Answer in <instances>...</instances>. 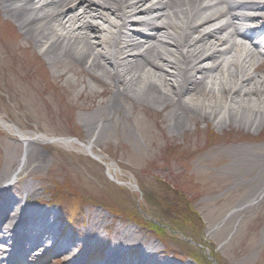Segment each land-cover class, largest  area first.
I'll use <instances>...</instances> for the list:
<instances>
[{
	"label": "rangeland",
	"instance_id": "374dc122",
	"mask_svg": "<svg viewBox=\"0 0 264 264\" xmlns=\"http://www.w3.org/2000/svg\"><path fill=\"white\" fill-rule=\"evenodd\" d=\"M16 33L26 44L22 30L0 9V116L26 133L63 137L68 142H98L100 157L62 141L32 142L28 149L36 152L29 156L25 142L0 126V194L10 187L6 195L24 199L22 187L32 183L43 197L35 204L59 213L60 232L76 238L86 236L98 210L100 218L105 217L98 236L81 247L71 246L67 254L42 247L33 255L23 254L22 263L72 264L79 258V264H95L102 261L121 229L130 228L148 243L157 244L159 252L154 253L152 264H264V131L221 129L200 121L198 129L189 122L190 134H175L164 128L163 115L156 107L129 103L125 118L108 121L106 132L99 136L98 122L103 120L93 109L85 110L94 101L93 91L79 95V85L70 87L46 65L49 74L43 86L15 76L14 62L1 39L8 38L19 55L16 47L21 39L14 41ZM25 46L32 55L29 48L33 45ZM81 78L95 91L103 89L90 76ZM44 99L47 106L41 103ZM193 143L201 149H193ZM230 145L247 150L225 151L226 159L197 165L199 159L217 158L213 152ZM29 157L31 166L11 181ZM105 161L115 164L118 179L110 176ZM3 174L10 186L1 182ZM214 180L220 182H207ZM257 234L258 249L254 250ZM2 245L0 240V246L7 248ZM0 257L6 258L0 264L12 260L8 252H1Z\"/></svg>",
	"mask_w": 264,
	"mask_h": 264
},
{
	"label": "bare ground",
	"instance_id": "6f19581e",
	"mask_svg": "<svg viewBox=\"0 0 264 264\" xmlns=\"http://www.w3.org/2000/svg\"><path fill=\"white\" fill-rule=\"evenodd\" d=\"M0 9L26 39L24 44L15 34L14 41L21 39L16 47L19 55L8 38L1 39L14 62L15 76L43 86L46 65L70 87L79 85V95L93 91L94 104L85 110L93 109L92 113L103 120L98 122L99 136L106 132L108 121L117 123L125 118V104L129 103L145 109L156 107L163 115L164 128L175 134H190L189 122L198 129L200 121L221 129L264 131V0H0ZM129 25L135 28L129 31ZM22 45H33L29 48L32 55L25 50L28 46ZM82 75L90 76L103 89L95 91ZM41 103L49 104L47 99ZM0 126L25 142L29 156L36 152L28 149L32 142L62 141L100 157L98 142H68L26 133L2 116ZM197 146L193 149L200 150ZM245 150L238 145L219 147L213 152L217 158L199 159L197 165L200 161L220 162L226 159L225 151ZM32 162L30 157L20 162L13 176H20ZM105 162L110 176L118 179L115 164ZM6 181L3 174L1 182ZM22 191L24 199L6 195L9 187L0 194V239L7 247L0 246V251L32 254L45 247L67 254L71 246L81 247L96 238L105 226V217L100 218L98 210L86 236L62 234L57 225L59 213L35 204L43 200L39 189L26 183ZM252 249H258V234ZM158 252L156 243L122 228L102 262L95 264H152ZM79 261L76 258L73 264Z\"/></svg>",
	"mask_w": 264,
	"mask_h": 264
}]
</instances>
